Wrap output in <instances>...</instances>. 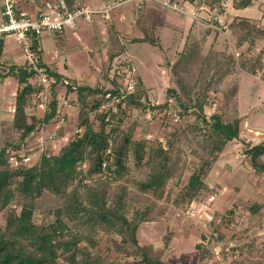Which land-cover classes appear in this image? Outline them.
Wrapping results in <instances>:
<instances>
[{"label":"trees","instance_id":"trees-1","mask_svg":"<svg viewBox=\"0 0 264 264\" xmlns=\"http://www.w3.org/2000/svg\"><path fill=\"white\" fill-rule=\"evenodd\" d=\"M68 1L73 6V0ZM224 1L207 0L205 3L216 10ZM254 1L232 0V4L242 10L251 7ZM146 20L150 21L148 27ZM145 21L142 27L145 35L141 40L160 45L155 29L161 22L151 17ZM227 26L236 47H243L247 42L249 47L240 53L238 59L234 52L215 51L214 48L204 53L201 39L193 38L191 33L176 61L167 63L175 85L167 87V100L158 105L150 104L148 90L138 77L136 90L132 93H127L119 84L109 89L71 81L66 84L54 68L42 62L40 36L31 35V49L37 65L45 67L48 74L57 79L42 116L28 111L34 93L42 90V86L30 83V79L37 76L36 69L28 61L22 65L2 61L5 37L0 38V80L11 76L20 83L13 113V127L20 135L16 141H9L0 148V211L9 209L4 224L0 223V264H168L152 244L139 243L138 228L147 220L150 211L137 212L133 219L127 216V187L120 183L114 200L108 203L113 179H125L131 164L136 170L147 167L151 169L150 173L145 179H136L135 185L141 192H151L160 198L170 181L180 184V171L187 166L185 147L195 144L191 152L197 160L193 161L194 168L181 189V204L178 202L180 208L185 206L188 209L205 187L206 176L215 162L235 140L241 141L245 159L252 169L264 174V142L253 143L242 137L244 117L238 101L240 82L237 76L241 65L252 73L257 72L256 66L262 65L264 47L255 57L246 54H249L248 49H253L257 38L264 37V27L243 15L232 18ZM212 31L208 27L206 34ZM127 64L131 65V62ZM60 82L67 86L68 93H77L75 131L57 153L42 151L31 164L24 160L22 147L58 118L60 103L54 92ZM108 93L111 97H107ZM116 97L121 99L116 101ZM170 98L174 99L184 121L181 120L183 124L166 138L165 145L153 143L147 134L136 140L135 120L126 131L120 129V124L131 117L133 110L150 107L163 110L169 105ZM207 108L213 109L209 115ZM188 116L193 118L187 120ZM12 151L16 152L15 165L11 160ZM102 178L105 179L97 182ZM46 191L57 195L62 205L49 211L55 215L53 221L37 224L35 210ZM260 208L258 203H249L251 213ZM224 217L226 214L221 216L214 232L204 236V240L209 239V244H221L225 239L221 230ZM68 221L77 228H71ZM111 222L121 235V239L115 242V256L97 248L99 238L81 233L83 227L90 230L95 223L109 225ZM253 240L249 244L242 241L231 247V252L241 254L238 260L241 263L245 248L251 250V243L255 245ZM197 247L202 250V256L214 257L213 249L203 240ZM238 261L229 264H239Z\"/></svg>","mask_w":264,"mask_h":264},{"label":"rangeland","instance_id":"rangeland-1","mask_svg":"<svg viewBox=\"0 0 264 264\" xmlns=\"http://www.w3.org/2000/svg\"><path fill=\"white\" fill-rule=\"evenodd\" d=\"M3 0H0V2ZM181 1V0H180ZM191 5H194L196 1L200 0H188ZM206 2L207 0H203ZM193 3V4H192ZM194 8V7H193ZM211 9V8H210ZM193 9H190L191 11ZM212 11H201L199 17L203 19L205 22L202 23L201 20L196 22L195 27L192 31L193 38H199L202 41L203 51L206 53L210 48H214L215 51H229L234 52L236 59L240 57V53L242 51H245L247 47H249V42L245 43L243 47H236V42L234 39V36L232 35L231 31L228 29V22L234 18L237 15L244 14L247 15V17H250L255 22H257L259 25L264 27V0H255L253 5L251 7H248L246 10H240L233 7L232 0H225L220 8L211 9ZM174 11V10H173ZM243 11V12H242ZM1 19V16H0ZM209 23H213V26H210ZM190 24V19L187 18L186 25L184 28H173L169 25H164L158 29V36H160V45H154L150 44V42H142L140 44L131 45L130 50L131 53L134 54V62L136 65H133L131 63L127 64V68L130 66H134L136 73L137 70L141 74L144 83L149 88V92L152 95L150 96V104L154 102L155 105L164 103L167 100V86H173V80L172 75L168 68H163L162 70H166L163 72L158 71L160 68L159 65L154 67H149L147 65V59L152 51H156L163 56H168L172 53L174 55V52L176 50H180L182 46L185 45L187 41V28ZM210 27L213 31L209 34H206V29ZM14 35L13 37L17 38V35L15 34H9ZM191 36V37H192ZM18 39V38H17ZM264 47V37L263 38H257L253 49L247 50L249 54L247 53V57H255L261 49ZM179 48V49H178ZM244 48V50H243ZM182 50V49H181ZM211 50V49H210ZM209 50V51H210ZM246 53V52H244ZM143 60V61H142ZM262 65L256 66V73L250 72L249 69L243 67L241 65L238 69V79L240 82V91L238 94V101L240 105V111L241 114L244 117V121L242 122V137L246 141H251L253 143H258L262 136V132L264 133V59H262ZM240 65V63H239ZM166 67V64H165ZM124 75V74H123ZM169 77V85H167V78ZM19 82L18 80L14 78H9L7 80H4V82H0V148L6 145L9 141H16L19 138L20 133L16 131L13 127V113H14V106H15V97L16 92L13 93V88H18ZM155 98V100H152ZM41 101L39 102H31L32 106L29 110L30 114H37L39 116H42L44 113V110L47 108V100L45 98L40 97ZM38 99V100H39ZM170 103L162 109H153V107H150L146 110L144 109H136L133 110L131 117L128 118V120H125L123 124H120V129L123 131H126L131 126L130 124L133 123L135 120L136 122V129L134 131V138L140 139L144 137L146 134L148 139H150L153 143L159 144L160 137L163 135L165 136V142L166 138L170 136V134L176 130L178 127H180L183 122L180 121L178 123H173V118L176 116H179V112L176 109V104L173 98H170ZM72 101L70 104H66V102H63L60 106V111L58 118L52 122L53 124H50L46 126V128L43 129V131L39 134V136H36L31 140L28 144H26L24 147H22V154H26L30 157V163H34L40 153L42 151H45L49 154L57 153L62 145L68 142L69 138L75 131V126L78 120L77 114H78V106L76 100H70ZM42 102V103H41ZM215 107V106H213ZM70 109V112L67 110L65 111L68 116L67 122L63 119V111L65 109ZM175 108V109H174ZM151 111L153 115V119L149 121H143L142 115L148 111ZM213 109L207 108V115L211 113ZM64 112V113H65ZM70 113V115L68 114ZM193 116L186 117L187 120L192 119ZM183 120L182 118H180ZM184 121V120H183ZM66 124V126H69V129L63 133L58 134L57 132H51V129L57 126L58 124L63 125ZM167 123V124H166ZM168 125H170V128H168ZM260 131V132H259ZM145 134V135H144ZM165 145V144H164ZM192 146H195L192 145ZM192 146H186L185 151L187 152V166H185V169L182 167V171H180V175L182 176L180 180V184H176L175 180L170 181L168 186L165 188V191L162 195V197H158L154 195L151 192H141L136 187V179H145V177L148 176L151 169L144 167L140 170H136L135 167L131 164L129 174L126 176L123 180H117L113 179L111 181V190L110 194L108 196V203L113 201L116 192L118 191L117 187L120 183H122L124 186L127 187L128 191L126 194V211L127 216L130 219H133L136 215V213H143L144 211L148 212L147 214V220H153L154 223L161 222V219L164 217H167V221L173 222L175 225L170 223V229L167 232V235L164 236V241H172V245L170 246L171 251L167 249V245L164 244L163 241H155V246L159 251V254L161 255L162 259L165 261H168L170 264H197V261L200 260L199 254L201 255V251L197 250L195 247L196 242L199 240L198 235L195 232H192L189 234L188 238L184 239H178L172 237L174 235L173 231L178 226V220L177 222L174 221V216L182 215L183 220L185 221H191L194 222V218L198 215V204H193V208L195 209L194 215H189L190 208H186L185 206L178 205L181 204L183 196L181 189L186 183L189 175L191 174L194 164L193 161L197 160V157L191 152ZM234 147L238 149L241 154L243 153V145L241 141H233L230 145V148ZM231 154V155H230ZM229 156L232 161L234 175L231 178V184L238 185L242 183H246L249 185V183L252 182L254 171L252 167L249 165L248 161H245V166L239 165L240 161L236 159L235 155L236 153H230ZM245 156V155H244ZM14 163V160H12V164ZM244 166V167H243ZM218 175V174H217ZM179 177V175L177 176ZM176 177V178H177ZM207 179H214L215 182L220 181V185H222V188L216 183L218 189L215 192L216 195L222 194V190L224 189L227 183L223 182L224 177L216 176L215 170H213L211 173H209L206 176ZM220 178V180H219ZM264 178V177H263ZM105 178H102L101 180L95 179L94 181H102ZM218 179V180H217ZM247 181V182H246ZM263 181V180H262ZM214 185V184H213ZM215 185V186H216ZM82 192H84V189H81ZM239 190H233L232 196L225 199L222 202H213L209 209L211 213H215L216 211H219L220 213H224L227 209H229L234 202H237V200H240V191ZM214 191L212 192V194ZM220 193V194H219ZM39 207L35 210L34 215V221L37 224H41L42 222L50 223L54 220V213L49 212L56 207L62 205V201L60 200L57 195L51 194L49 191H46L40 198H39ZM197 202V201H195ZM9 212V209H5L3 211H0V223L4 224V220L6 218L7 213ZM172 217V218H171ZM177 219H180V217H177ZM194 219V220H193ZM218 222H220L221 218H217ZM216 220V219H215ZM214 221V220H213ZM144 222V221H143ZM143 222L140 224L142 225H148L143 224ZM254 219L253 221L247 220V216L245 213H242L235 217L234 224L231 226L225 225L223 227L222 231H225L230 229V231H227L225 235V239L221 244H215L213 247V251H220L221 253H224V259H218L220 264H229L230 262L234 261L237 263L239 258H241V254L239 252H231L229 251V255L225 254V248L228 246L230 242H233L236 245H239L242 243L244 237H247L243 242H249L254 241L253 237L255 230L254 228ZM69 225L71 228L75 229L77 228L76 225L69 222ZM251 225V227L248 229L245 226ZM92 226V225H91ZM139 226V227H140ZM146 227V226H145ZM174 227V228H172ZM215 226L211 224L210 229L212 232H214ZM247 229V232L245 230ZM91 230V231H90ZM88 229L87 227L81 228V233L84 234H93L96 238H99V245L98 249L102 253L110 252L113 256L117 255L116 252V244L115 242H118L121 239V235L115 230V225L111 222L109 225L106 224H93L91 229ZM251 230V231H250ZM139 231V230H138ZM207 232V229L205 230ZM204 231V232H205ZM205 232V233H206ZM246 233V234H245ZM249 233V234H248ZM169 234V235H168ZM209 234V233H207ZM256 238V237H255ZM155 239H159L156 237ZM139 241V240H138ZM248 243V244H249ZM261 243H264V240L261 241ZM251 247V250L246 249L243 252L242 256L244 255V260L239 264H263L262 257L264 258V250L263 253H260V247L258 248L256 244ZM260 244V242H259ZM154 246V245H153ZM197 246V245H196ZM264 249V246L262 247ZM223 255V254H222ZM234 255V256H233ZM127 261L126 259H124ZM123 260V261H124ZM124 263V262H123Z\"/></svg>","mask_w":264,"mask_h":264},{"label":"crops","instance_id":"crops-1","mask_svg":"<svg viewBox=\"0 0 264 264\" xmlns=\"http://www.w3.org/2000/svg\"><path fill=\"white\" fill-rule=\"evenodd\" d=\"M114 1L116 0H73V5H88L96 12L93 13L92 20H87L84 17H78L73 26L67 27L62 32H46L41 35L39 43L42 51V62L54 68V70L64 79H67L74 84L76 83L78 85H89L91 87L103 86L106 89L114 88L118 84L121 87L123 84V74L125 72V69H127V63L131 62L133 65H136L133 59L134 54L131 53L129 46L144 42L141 39L145 35L144 28H142L145 19H149L151 17L153 20H158L161 22V24L155 29L156 37H158V39H160V36H158L157 34L158 29L164 25L182 29L186 25L187 18H189L190 24L188 25V32L186 36L188 38V36L192 33L196 22H198L199 20H201L202 23L205 22L201 18L195 19L189 11L187 13H181L176 10L173 11V9L166 7L161 2V0H146L143 2L140 0H122L118 5L114 6L111 9L110 18H106L103 11L107 7L111 6ZM42 2L43 0H19V6L20 9L24 11L36 14ZM2 4L3 1L0 2V21L3 19ZM187 7L188 10L194 9L193 5H191V3L189 2H187ZM246 9L247 8L242 10ZM241 15L244 16V14ZM145 23L148 27L150 21L146 20ZM212 24L213 23H209V25ZM13 36L14 35L9 34L5 36L4 46L2 50V61L8 64H25L27 62V56L24 52L22 44L20 43L18 36V39ZM183 48L184 46L181 47V49ZM181 49L176 50L174 52V55H172L171 53L168 56H163L156 51H152L147 59V65L149 67H152L153 69L154 67L159 65L160 68L158 69V71H166H161V69L168 68V62L176 61ZM115 53L118 54H116L114 59H111V56H114ZM137 77L140 79L143 87L148 90L149 96L152 97L149 92V88L144 83L143 78L138 70ZM9 78L14 77L8 76L0 80V82H4V80H7ZM166 78L167 85H169V77ZM14 79L18 80L17 78ZM19 87L20 83L18 85V88ZM18 88H13V93H17ZM54 94L57 96L60 106L63 102H66V104H70L72 102L70 100H77V93L73 91L68 93L67 86L62 82L56 85ZM34 100L36 101V99L31 98V102H34ZM152 100H155V98H153ZM36 102L39 101L37 100ZM31 104L32 103H30L28 107V111L32 106ZM66 110L70 112V109L68 108L63 111V116L65 118L63 120H66L67 122L68 117L66 116L68 115L65 112ZM68 114L70 115V113ZM67 128L69 129V126H66L65 123L63 125L58 124L51 129V132L54 131L58 134H63L68 130ZM262 136L263 137L259 142H264L263 132ZM238 151L239 150L234 147H229L215 162L212 170L209 172L211 173L213 170H215L217 177H224L223 182L227 184H225V187L223 186V193H219L220 195L213 196V191L210 189L209 185H216V183H218V185L222 188L223 184L220 185L221 182H215L213 178L211 180L206 178L205 187L202 189L200 195L195 200L197 202H193V204H198V215L194 218L195 220L193 219L194 222L191 223L190 220H183L182 215H177L176 217L174 216V221L177 222L178 220V226L173 231V239L188 238L189 234L192 232H195L199 237V240L195 244V247L197 248L199 253L201 251V255L199 254L200 260L197 261V264H220L219 262H217L219 260L215 258V252L214 257L212 258L204 257L202 256V250L199 249L196 245L203 240L205 245L213 249L214 245L208 243L209 239L204 240V236L212 231L210 229L211 224L216 227V225L220 223L218 222L219 220L217 218H221L223 214H226V217H224L225 222L222 223L221 230H223V227L225 225L229 224V226H232L234 224L235 217L242 213L246 214L248 224L249 221L251 222L254 219L253 230H255V236L253 238L255 239V244L257 245V247H260V253H263L264 249L262 247L264 246V243L262 244L261 241L264 240V174L256 173L253 169L254 181L252 180L249 185L245 182L238 185L231 184V178L233 177L235 171L232 169L233 165L229 154L232 152L236 153L235 157L240 161L239 165L237 166H245V156ZM262 158L264 160V155ZM233 190L240 191V200L234 202L232 206L224 213H220L219 211L211 213L209 209L210 205L213 202L218 201L220 203L225 199L231 197V191ZM253 202L261 205V208L258 210V212H250L249 203ZM231 209L233 210L231 211ZM167 217L162 218L161 222H159L160 224L154 223L155 221L153 220L144 221L143 224L145 223L148 225H142L138 228L139 231L137 232V236L139 243L142 245L152 244L154 245L155 249H158L155 246L154 242L159 240L163 241L164 244L167 245V249L171 251L172 248H170V246L172 245V239L169 241H164L163 238L165 235H167V232L170 229V223L173 225L175 224L170 221L168 222ZM177 217H180V219H177ZM248 224L245 227L249 229L252 224ZM246 228L245 230L247 232ZM206 229L207 232L205 231ZM227 231H230V229H225V231H222V233L226 235ZM156 237H158L159 239H155ZM246 238L247 237H244L243 241ZM262 260L264 264L263 257ZM168 264L170 263L168 262Z\"/></svg>","mask_w":264,"mask_h":264},{"label":"built area","instance_id":"built-area-1","mask_svg":"<svg viewBox=\"0 0 264 264\" xmlns=\"http://www.w3.org/2000/svg\"><path fill=\"white\" fill-rule=\"evenodd\" d=\"M121 1L122 0H116L111 6L104 9L103 12L106 18H110L111 9L114 6L118 5ZM140 1L143 2L146 0ZM161 2L166 7L181 13H187L189 11L187 7V2H189L188 0H161ZM193 7L194 9L189 12L194 16L195 19L200 18L199 15L201 11H212L203 0L196 1ZM94 12L96 11L88 5L70 6L68 0H43L42 4L37 10V13L32 14L28 11L20 9L19 0H3V19L0 21V38L5 37L8 34L17 35L27 56V61L36 69L37 76L34 79H30V83L35 86H42V90L39 93H34L33 99H36L37 101L39 97H42L45 98L47 102H49L52 97V87L57 83V79L55 76L49 75L45 67L37 65L36 55L31 49V35L41 36L46 32H62L67 27L73 26L78 17H84L87 20H92ZM64 81L66 84L69 82L67 79H65ZM137 84L138 79L135 67L130 66L125 69L122 87L127 93H132L136 90ZM107 97H111V94L108 93ZM120 99V97L115 98L116 101H119ZM152 105H155V103L153 102ZM142 118L143 121H149L153 119V115L149 110L142 115ZM180 121V116H176L175 118H173L172 122L178 123ZM168 128H170V125H168ZM164 137V135L160 137V141L165 144ZM15 154L16 152L12 151L11 160H14L13 165L17 164V161L14 157ZM22 155L25 156V161H30V157L28 155ZM209 187L212 191H214L213 196H215V192L217 191L218 187L212 184L209 185ZM192 205L189 211L190 215L195 214V209ZM211 233L212 231L209 232V234ZM234 245L235 244L233 242H230L223 252H226L225 254L229 255V251H231V247H233ZM221 252L216 251L215 258L224 259L225 255Z\"/></svg>","mask_w":264,"mask_h":264}]
</instances>
